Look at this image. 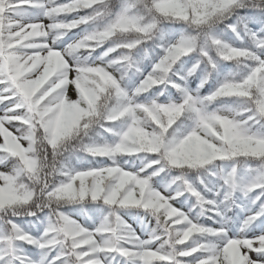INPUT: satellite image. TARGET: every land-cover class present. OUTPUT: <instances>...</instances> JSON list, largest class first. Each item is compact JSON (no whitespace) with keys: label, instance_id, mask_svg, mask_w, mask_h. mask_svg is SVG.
I'll return each mask as SVG.
<instances>
[{"label":"snow or ice","instance_id":"obj_1","mask_svg":"<svg viewBox=\"0 0 264 264\" xmlns=\"http://www.w3.org/2000/svg\"><path fill=\"white\" fill-rule=\"evenodd\" d=\"M0 264H264V0H0Z\"/></svg>","mask_w":264,"mask_h":264}]
</instances>
